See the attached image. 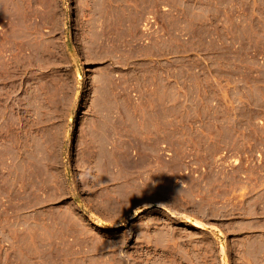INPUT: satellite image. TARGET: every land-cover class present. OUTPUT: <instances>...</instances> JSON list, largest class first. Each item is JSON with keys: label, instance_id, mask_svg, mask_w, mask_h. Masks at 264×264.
I'll list each match as a JSON object with an SVG mask.
<instances>
[{"label": "rangeland", "instance_id": "obj_1", "mask_svg": "<svg viewBox=\"0 0 264 264\" xmlns=\"http://www.w3.org/2000/svg\"><path fill=\"white\" fill-rule=\"evenodd\" d=\"M257 28L264 0H0V264H264Z\"/></svg>", "mask_w": 264, "mask_h": 264}, {"label": "crops", "instance_id": "obj_2", "mask_svg": "<svg viewBox=\"0 0 264 264\" xmlns=\"http://www.w3.org/2000/svg\"><path fill=\"white\" fill-rule=\"evenodd\" d=\"M256 28V27H255ZM264 28H257L255 34H263ZM157 94V101H158V109L156 111L158 113H163L166 110H172L171 106L166 107V103L168 100L176 99L179 93L171 84L167 85H159L158 90L156 91ZM163 94V95H161ZM162 96V97H161ZM167 98V99H166ZM226 106V105H225ZM233 106V107H232ZM235 105H231L230 107L226 106L224 113H219L218 117H213L209 114H204L199 120L193 122L195 129L200 130L201 132L206 131L211 125L220 124L223 127L227 128H235L241 126V116L239 113L237 114L234 108ZM237 114V115H236ZM204 140H207V137H204Z\"/></svg>", "mask_w": 264, "mask_h": 264}, {"label": "built area", "instance_id": "obj_3", "mask_svg": "<svg viewBox=\"0 0 264 264\" xmlns=\"http://www.w3.org/2000/svg\"><path fill=\"white\" fill-rule=\"evenodd\" d=\"M142 29L144 33H152L156 32L158 29V24L156 22V19L153 14H148L144 21L142 22ZM146 39V37H144ZM232 105H235V103L232 101ZM233 107V106H232ZM255 122H257L259 125H264V113L256 118ZM163 147H165V143L162 144ZM167 154H169V151H165ZM256 160L257 162H263L264 163V153L262 150L256 151Z\"/></svg>", "mask_w": 264, "mask_h": 264}]
</instances>
